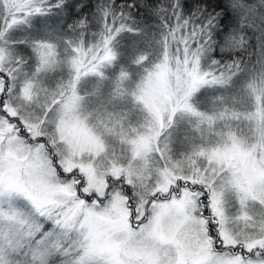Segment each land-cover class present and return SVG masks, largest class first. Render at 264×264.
Wrapping results in <instances>:
<instances>
[{
	"label": "snow or ice",
	"instance_id": "obj_1",
	"mask_svg": "<svg viewBox=\"0 0 264 264\" xmlns=\"http://www.w3.org/2000/svg\"><path fill=\"white\" fill-rule=\"evenodd\" d=\"M0 264H264V0H0Z\"/></svg>",
	"mask_w": 264,
	"mask_h": 264
}]
</instances>
